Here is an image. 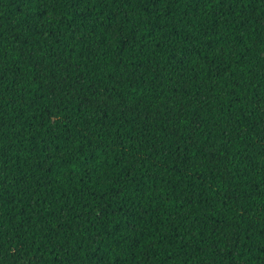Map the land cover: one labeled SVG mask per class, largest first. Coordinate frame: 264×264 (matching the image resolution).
<instances>
[{
	"label": "trees",
	"instance_id": "1",
	"mask_svg": "<svg viewBox=\"0 0 264 264\" xmlns=\"http://www.w3.org/2000/svg\"><path fill=\"white\" fill-rule=\"evenodd\" d=\"M0 264H264V0H0Z\"/></svg>",
	"mask_w": 264,
	"mask_h": 264
}]
</instances>
